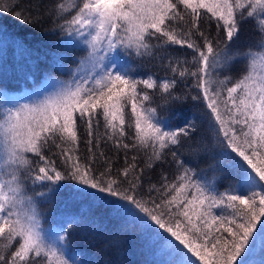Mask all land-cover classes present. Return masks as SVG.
Listing matches in <instances>:
<instances>
[{
  "label": "snow or ice",
  "instance_id": "snow-or-ice-1",
  "mask_svg": "<svg viewBox=\"0 0 264 264\" xmlns=\"http://www.w3.org/2000/svg\"><path fill=\"white\" fill-rule=\"evenodd\" d=\"M4 14L63 39L27 95L0 87V264H91L73 240L104 234L95 211L158 264H253L264 247V0H7ZM132 58L155 70L137 78ZM225 178L235 183L219 192ZM62 193L87 209L49 217Z\"/></svg>",
  "mask_w": 264,
  "mask_h": 264
},
{
  "label": "trees",
  "instance_id": "trees-1",
  "mask_svg": "<svg viewBox=\"0 0 264 264\" xmlns=\"http://www.w3.org/2000/svg\"><path fill=\"white\" fill-rule=\"evenodd\" d=\"M33 3H48V0H33ZM7 5V0H0V7ZM50 24L34 25L31 22L25 23L15 18L14 15H0V87H3L10 95L21 96L27 95L28 88L26 85L31 81L27 79L30 75H35L39 79H44L45 72L36 71V65L39 63L41 67L50 63L46 58L53 55L59 46L62 36L51 34L48 29ZM250 29L246 30L242 36L241 45H246L249 40ZM250 49L243 47V51ZM256 51V49H251ZM236 51V49H234ZM80 49L72 52L73 56L79 55ZM188 59H191L189 57ZM130 65L133 74L137 78L144 77L150 70H155V65L141 64L139 58L130 59ZM243 65L234 64L230 75L233 78H239L240 69ZM56 75V73H53ZM223 78V77H221ZM57 79H67V76H57ZM187 114L189 117L199 115L197 109L186 105L178 110ZM181 123L180 120L175 122ZM200 169L205 170V174L211 178V172L207 168V161H201ZM230 183H235L231 178H225L217 184V190L224 192ZM59 202V210L54 206H47L42 209L46 215L51 217L52 212L75 213L86 210V203L72 201L69 199L68 193H62L57 197ZM220 212L221 209H217ZM228 211V210H225ZM95 216L99 223L106 230L102 236L95 239L85 238L77 234L73 240V247L81 253L82 258L91 261V264H158L162 257L149 253L143 240L137 236H127L117 233L118 223L107 218V214L95 211ZM115 236L118 243H113L112 238ZM249 260L253 264H261L264 261V247L261 246L259 239L257 240L254 251L250 254Z\"/></svg>",
  "mask_w": 264,
  "mask_h": 264
}]
</instances>
